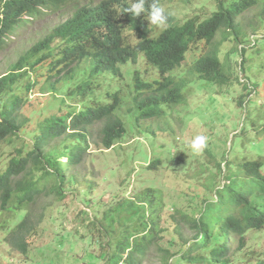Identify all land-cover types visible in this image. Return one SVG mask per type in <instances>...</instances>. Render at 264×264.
I'll use <instances>...</instances> for the list:
<instances>
[{
  "label": "trees",
  "instance_id": "16d2710c",
  "mask_svg": "<svg viewBox=\"0 0 264 264\" xmlns=\"http://www.w3.org/2000/svg\"><path fill=\"white\" fill-rule=\"evenodd\" d=\"M74 1L71 0V4ZM58 2L62 4L65 1ZM257 2L240 0L218 13L216 30L225 28L229 31L223 33L212 58H208L209 66L200 63L203 73L200 77L211 85H232L231 75L220 63L218 53L226 43H239V34L247 28L238 32L236 19ZM41 4L42 0H0V42L4 35L14 33L23 25L25 12L33 13ZM106 4L108 8L112 6L111 3ZM77 16L81 18L80 22L74 24V20H68L61 23L0 75V145L15 149L6 170L0 172V214L8 213L13 218L21 214L13 228H9L10 219H4L0 223V232L6 234L0 235L10 252L22 256H30V248L38 237L45 211L50 206H44L40 213L33 212L32 206L40 202L44 193L52 194L63 202L69 194H80L75 185L95 187L94 183L78 173L81 174L79 171L83 169L85 154L91 149V144L101 150H111L126 135L125 120L120 111L125 109L127 120L132 119L134 124L149 121L164 113V105L179 106L185 102L184 86L190 82L164 79L163 82L145 83L137 78L136 96L129 104H124L118 94L110 95L113 99L111 103L96 98H92V102L86 101L87 96L96 92L91 81L96 75L103 72L119 74V64L129 60L136 62L138 57L137 48H129L123 56L115 59L113 38L99 30L100 25L93 20V16L90 17L88 8L79 11ZM141 22L143 20L137 25H129L136 35L137 31L141 33L143 42L138 49L145 52L148 62L161 74L179 65L183 56L175 45L173 33L167 31L157 40H149ZM57 42L60 44L55 47ZM83 60L91 62L93 69L89 78L79 79L74 67ZM63 63L72 64V69L67 71V65L62 68ZM82 73L86 74L87 69H83ZM30 75L32 79L28 83L19 84ZM235 78L241 83L238 77ZM42 80V90L52 92H58L59 85L67 80H76L77 92L86 104L78 110L66 105L67 99L55 98L43 108V112L56 106H59L58 111L44 118L30 140H23L22 134L30 128L29 120L23 117L29 101L19 95L17 89L25 87L29 92ZM240 107L248 111V118L249 109L242 99ZM259 120L251 121L250 128L243 127L234 134L235 141L229 150L232 152L233 148L242 146L243 151L237 148L233 158L228 153L224 167L223 163H217L214 154H209L213 168L224 178L223 184H218L217 175L209 171L210 160L207 168L197 165L196 170H200L195 173L196 180L204 188L200 212L193 216L173 210L167 216V223L176 233L171 242L179 238L181 251L172 253L169 247L161 246L160 241L169 230L162 225L165 212L163 194L159 189H147L134 198L116 202L101 217L93 214V219L84 225L85 232L81 235L90 237L93 230L91 237L97 239V243L90 244L89 248L93 249L90 257L98 260L96 254L101 249L106 253L104 264H142L151 250L156 249L160 264H170L177 257L176 264H231L233 251L240 252L245 248L247 234L264 230V123ZM96 124H101L98 133L93 131ZM19 144L22 147L18 149L15 146ZM181 154L185 156L183 152ZM158 163L159 160L151 168H157ZM182 163L187 164L188 160L183 159ZM208 171L209 175L201 177ZM211 190L214 196L208 195ZM72 239L69 242L72 243ZM233 243L238 245L236 250H233ZM4 256L0 259L5 260ZM27 261L32 259L27 258ZM249 264H264V253Z\"/></svg>",
  "mask_w": 264,
  "mask_h": 264
},
{
  "label": "rangeland",
  "instance_id": "374dc122",
  "mask_svg": "<svg viewBox=\"0 0 264 264\" xmlns=\"http://www.w3.org/2000/svg\"><path fill=\"white\" fill-rule=\"evenodd\" d=\"M233 1L235 0H227L223 4L228 6ZM257 3H253L236 19L239 24L238 32L244 27L247 28L239 34V43H226V46L220 48L222 60H225V56L229 53L225 69L231 75L232 85L217 87L198 78H189L183 104L165 107V114L162 117L139 124H134L132 119L128 121L126 110H121L120 116L125 120L127 129L126 135L111 150H101L91 144V149L85 154L83 169L79 171L81 174L78 173L80 176L84 175L85 180L94 183L95 187L92 189L87 185H75L80 194H69L63 202H59L52 194L44 193L40 202L32 206L34 213H40L44 206L50 205L45 211L38 237L30 248V256L10 252L8 246L2 242L1 235L6 232H0V256L6 257L5 260L0 259V264H104L106 253L103 250L98 249L96 254L98 260L90 257V252L93 251L89 248L90 244L97 243V239L91 237L93 230L90 232V237H81L85 232L84 225L90 223L93 214L101 217L116 202L124 198H134L147 189H159L163 194L165 212L162 225L169 230L160 241L161 246L169 247L172 253L180 250L179 238L176 242H171L176 233L167 223V216L173 210L193 216H197L200 212L203 206L204 188L202 183L196 180L198 177L195 173L200 170V168L196 170L197 165L206 167L210 160L209 171L217 175L218 184H223L224 178L221 172L213 168V160L209 154H214L217 163H223L224 167L228 153L233 158L238 151L237 148L243 151L242 146L233 148L232 152L229 150L231 143L235 141L234 134L243 127L250 128L251 121L260 119L259 121L264 123V13L262 12L264 0ZM174 6L175 4H169L167 8L173 9ZM214 11V5L206 3L200 13L209 17ZM66 19L60 13H53L38 19L29 27H21L0 50V75L38 40ZM192 61V56H187L184 64L173 73L172 77L180 80L191 76ZM79 68L80 77H84L82 70L88 69V65L83 63ZM136 71H140L142 80L149 83L160 77L158 71L141 58L137 65L129 64L123 68V79L112 73L99 76L94 82L98 85L97 98L104 100L107 92L124 90L122 102L131 103L136 96L135 82L133 83ZM235 77H238L241 83H238ZM30 79L32 75L19 84L28 83ZM75 83L74 81L60 84L58 92L43 91L44 80L29 92L25 87L17 89V93L25 99L28 98L29 101V107L23 117L29 120L30 128L22 134L23 140H30L32 133L39 128L44 118L55 114L59 106L46 112H43V108L55 98H64ZM66 99L68 102L66 105L70 106L73 100ZM241 99L248 106V118H246L248 111L240 107ZM72 107L78 110L83 107L80 97L74 99ZM38 108L41 110H37ZM93 127L94 133H98L101 124ZM197 135L208 138V146L200 155L193 154L190 148L192 140ZM15 147L19 149L22 146L19 144ZM14 150L12 146H0V172L6 169L14 156ZM182 152L185 156L181 154ZM183 159L188 160V163L181 164ZM158 160V167L151 168ZM209 171L201 177L209 175ZM89 192L90 195H86ZM210 194L214 196L212 190L208 193L209 196ZM20 216L19 213L15 218L8 213L3 214L0 216V223L4 219H10L9 228H13ZM72 237L71 243L69 241ZM236 245V243L232 244L233 250L238 248ZM262 253H264V230L250 231L246 236L245 248L240 252L233 251L231 264H249L257 261ZM148 255L143 259L142 264H160V255L156 249H152L151 254ZM27 258L32 261H27ZM177 261L178 257L173 258L170 264H176Z\"/></svg>",
  "mask_w": 264,
  "mask_h": 264
},
{
  "label": "clouds",
  "instance_id": "9594fccd",
  "mask_svg": "<svg viewBox=\"0 0 264 264\" xmlns=\"http://www.w3.org/2000/svg\"><path fill=\"white\" fill-rule=\"evenodd\" d=\"M42 1L43 4H41L38 8H35L33 13L31 12L24 13L23 25L21 27H29L33 25L38 19L44 18L53 13H60L64 16V18H67L64 21V23H66L68 20H74V24H77L78 22L81 21V18L77 16V13L87 7L88 11L91 13L90 17L93 16V20L98 21L97 24L100 25L99 30L105 33L106 35L110 36L111 38H113L114 46L112 53L115 55L114 56L115 59H119L121 56H123L129 48H135V49L137 48V56H136L138 57L137 61L133 62L132 60H129L124 64H119L118 65L120 69L119 74H114L113 72H103L96 75L97 77H94L91 80L93 82V86L96 88V92L94 95L87 96L85 100L92 102V98L98 99L96 95L98 85H95L94 82L97 80L99 76L106 73H112L116 77L123 79L124 78L123 68L129 64L137 65L141 58H144L148 65L152 66L158 71L160 77L155 81L163 82L164 79H166L167 81L174 79L172 77L173 73L179 70L182 64H184L183 62L185 61L186 57L191 55L193 59L191 66V71H192L191 76L181 78L180 80H176V79L174 80L176 82H180L182 80L188 81L189 78H198L202 81H205L200 77V75L203 74L200 71V63L203 62L207 64V66H209L210 62L208 58H212L215 52L214 49L217 46V44L221 41L223 33L225 31H229L228 29L225 28H222L218 31L216 30L215 27L217 26L219 19L217 15L221 10L230 8L233 4L237 3L240 0H235L229 3L228 6H225L223 4L227 0H75L72 4L70 2L71 0H62L65 1L62 4L58 2V0H42ZM106 3H111L112 6L108 8V5ZM206 3H212L215 7V11L209 17L203 16L200 13L202 6H204ZM169 4H175L173 9L167 8ZM140 20H143V22H141L143 26V31L146 33L147 38L149 40H157L167 31H171L173 33V36L175 38L174 41L175 45L176 47L177 46L179 47L180 53L183 56V60L179 65L176 64L171 70L161 74L158 68L154 67L152 64L148 62L146 57L147 55L145 54V52L138 49V46L143 42L141 33L137 31V35H136L135 31L129 25L130 23H136L135 25H137L139 24L137 22H139ZM61 23H59L57 26H59ZM237 25L238 23L236 21V26ZM20 28L16 29V31L12 34L7 33L6 35H4L2 41L0 42V50L7 44L8 41H10L17 34ZM55 28H53L51 31H53ZM59 44L60 42H57V44L54 46L56 47ZM26 52H24L23 54H25ZM228 54L225 56V60H222L220 53H218L220 63L223 65L224 68L226 65V59ZM83 63H86L88 65L87 73L83 74L84 75L83 78L86 77L89 78L90 72L93 69V64L88 60H83L78 64H76L74 69L77 68L76 72L79 75V79L82 78L80 77L81 70L79 67ZM66 65H67V71L72 69V64L63 63L61 64V67L64 68ZM134 76H133V83L134 82L136 83L137 78H139L140 81L147 83V81L142 80L140 71L139 72L136 71L134 73ZM74 81L76 82L74 87L71 90H69L66 95H64L65 99L70 98L73 100V103L70 105L71 108H73L72 105L74 104V99L76 97L81 98V102L83 103V106L86 104L85 101H82L83 97L79 95L77 92L78 91L77 81L67 80L66 83L74 82ZM185 87L186 86H184V90L186 92ZM124 92H125L124 90L107 92L105 94V98L103 101L108 103L109 101L112 100L113 102V99L110 96L111 94L112 95L118 94L119 99L122 100L123 98L122 94H124ZM184 99H185V93H184ZM183 103L184 102H182V104ZM173 106L175 105L169 107H173ZM165 107L167 106L164 105L163 110ZM164 114L165 111L161 116L151 118V120L160 118ZM0 121H1V117H0ZM207 146H208V138L204 135L195 136V138L192 140L190 144V148L193 154L195 155L202 154L204 150L207 148ZM2 215L0 214V216Z\"/></svg>",
  "mask_w": 264,
  "mask_h": 264
}]
</instances>
